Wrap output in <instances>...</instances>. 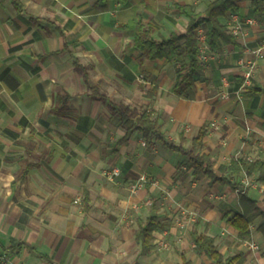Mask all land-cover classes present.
Instances as JSON below:
<instances>
[{"label": "crops", "instance_id": "obj_1", "mask_svg": "<svg viewBox=\"0 0 264 264\" xmlns=\"http://www.w3.org/2000/svg\"><path fill=\"white\" fill-rule=\"evenodd\" d=\"M212 1L0 0V255L15 264H211L194 248L197 232L224 258L264 264L260 219L245 240L225 219L240 213L238 193L194 178L183 155L138 134L116 146L125 130L92 91L147 109L185 149L207 126L202 151L214 169L264 162V57L250 53L264 41V17L252 0H237L220 19L240 23L243 35L207 49L188 99L171 93L181 63L171 54L148 60L134 44L141 29L156 41L183 33L188 19L178 7L202 14ZM249 180L264 211V187ZM151 216L162 228L143 253L135 232Z\"/></svg>", "mask_w": 264, "mask_h": 264}, {"label": "trees", "instance_id": "obj_2", "mask_svg": "<svg viewBox=\"0 0 264 264\" xmlns=\"http://www.w3.org/2000/svg\"><path fill=\"white\" fill-rule=\"evenodd\" d=\"M236 3L237 0H213L202 14L194 13L189 7H178L188 19V24L183 33H172L167 40H153L151 28L141 29L136 34L135 47L144 52L146 59H161L171 54L173 60L181 63L177 68L176 81L171 88V93L175 97L188 99L195 91L196 74L200 66L197 39V32L200 27L206 29V44L210 51L215 49L218 42L236 45L228 26L220 22V19L225 17L228 11L236 8ZM252 6L254 13L259 18L264 17L262 0H252ZM74 68L82 74L86 70L77 62H74ZM92 91L95 93V98L107 103L111 116L118 118L120 126L125 130L124 136L116 143V146L127 143L134 134H138L147 145L155 142L163 148L183 155L186 158L185 165L188 169H192L194 178L202 174L209 180L210 186L218 184L223 187L227 186L233 191H240L238 192L240 213L225 215L227 223L237 232L238 237L242 240L248 238L251 232L250 225L259 218L260 223L257 232L264 238V211L258 202L250 197V188L243 187L240 181L235 180V178L243 175L264 187L263 161L244 162L233 159L228 166H220L218 169H214L210 155L202 151L203 140L208 132L207 126H202L198 130L196 136L190 141V148L185 149L161 131L158 119L147 109L112 102L96 88L92 87ZM184 139L181 136L180 142L183 143ZM160 228H162V224L155 216L138 223L135 241L141 246L143 253H146L152 246L153 233ZM192 241L194 248L211 260V264H238L242 260L240 254L224 258L217 250L214 239L206 234L192 232ZM182 264L190 263L183 260Z\"/></svg>", "mask_w": 264, "mask_h": 264}, {"label": "built area", "instance_id": "obj_3", "mask_svg": "<svg viewBox=\"0 0 264 264\" xmlns=\"http://www.w3.org/2000/svg\"><path fill=\"white\" fill-rule=\"evenodd\" d=\"M246 23L248 25H255L257 24L256 20H247ZM228 29L230 31V33L232 34L233 37H238V36H242L243 35V29L240 23H235L234 25H228ZM197 39H198V49H199V54H198V60L203 62L206 60V51L208 49V46L206 44V38H205V34H202L200 32H197ZM250 53L254 56V58L256 59H260L264 57V41L261 42V44H259V46L254 49L251 50ZM256 66L255 61H251L248 64V71H246L244 73V79H245V84L248 83V81L251 78L252 75V70H254ZM213 127L217 128L216 124L212 125ZM119 171L118 169H113L110 173H108V177L113 178L118 176ZM141 182H145L144 178H141L140 180ZM243 187L245 188H250V187H258L257 184H255L254 182H251L248 178L245 177V180L243 182H241ZM138 187V185H135L133 187V190H136V188ZM261 189V188H260ZM237 193L240 191H236ZM261 193L264 195V189H261ZM163 246L165 248H167L166 244H163ZM247 246L249 249L251 250H258V245L253 243V242H248ZM0 264H15L13 263L7 255H0Z\"/></svg>", "mask_w": 264, "mask_h": 264}]
</instances>
